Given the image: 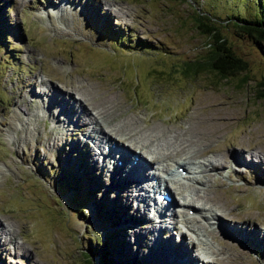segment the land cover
<instances>
[{
  "label": "rangeland",
  "instance_id": "obj_1",
  "mask_svg": "<svg viewBox=\"0 0 264 264\" xmlns=\"http://www.w3.org/2000/svg\"><path fill=\"white\" fill-rule=\"evenodd\" d=\"M63 1L0 0L6 34L0 36V264H100L104 256L115 264L132 256L139 264H182L180 257L189 260L184 264H264V99H255V83L264 81V43L219 26L227 46L248 63L249 81L240 89L242 75L225 81L183 73L185 63L208 53V38L194 22L199 0ZM203 9L223 20L257 11L255 0H205ZM64 105L76 106L70 113L77 108L81 120L75 124ZM107 108L114 116L106 135L137 155L131 142L150 144L162 160L204 148L206 155L195 162L223 163L207 186L185 184L213 200L197 206L218 215L204 222L195 216L205 245L185 231L180 217L177 231L171 217L161 232L150 231L151 216L135 210L132 188L122 190V181L106 176L97 154L105 140L94 149L75 129L88 120L87 111L95 116ZM184 136L193 143L174 155ZM215 149L229 160L207 154ZM78 160L83 167L88 160L90 188L101 193L75 195ZM115 166L111 162L108 170ZM63 175L69 183L60 181ZM168 185L177 214L182 199ZM103 204L113 210L99 219ZM116 210L120 218L111 225ZM161 242L173 244L178 256L167 254Z\"/></svg>",
  "mask_w": 264,
  "mask_h": 264
},
{
  "label": "bare ground",
  "instance_id": "obj_2",
  "mask_svg": "<svg viewBox=\"0 0 264 264\" xmlns=\"http://www.w3.org/2000/svg\"><path fill=\"white\" fill-rule=\"evenodd\" d=\"M60 1L62 4H65V1H63V0H60ZM81 88H78L76 90V92L80 91ZM53 91H54V89H53ZM54 94L57 95V93L55 91H54ZM105 98H107V97H104V98L100 97V98H98V100H100L102 102L103 99L106 100ZM61 100H63V99H61ZM82 104H83V110L86 111L87 107L84 105L85 103H82ZM95 105L93 104V106H95ZM67 106L64 105V107H63L64 110H67ZM71 107H76V106H71ZM71 107H69L67 110L69 113L68 115H70L72 117L70 119L73 120L76 124V122H79V119L81 120V118L79 117V115H77V112H78L77 108H76V110H77L76 113H73V114L70 113ZM81 109L82 108H80V110ZM88 112L89 111L86 112V115L89 114V115H87L88 116V120H87L88 123H87V121H83L82 122L83 126L78 127L75 130H77V131L79 130V131L83 132L85 134L84 136L88 140L93 142L94 149H100L101 142H103V140H105L103 142L102 151L101 150L97 151V154H99L98 156L103 158L101 169L104 171V169L106 168L107 173H108L106 176L109 175L110 177L115 178L117 180V183L122 181L121 186L124 187V188H122V190L125 188L126 189L128 188V191H129L130 187L132 188V195H133L132 198L133 199L132 198L131 199L134 200V202H136L135 210L137 212H141V215H143L146 213V211H148L149 208L152 207L151 206V200H150V193L151 192L153 193V196H155L156 199H158L157 198L158 195H161V194L167 193V192L171 193V190L169 188L168 183H171L173 189L178 193V195L182 199L181 205L178 204L179 208H178L177 214L175 212L176 210L170 209L171 205L173 203L172 201L169 204L164 203V204H161L159 207H157V211L151 217L153 219H151L150 217H149L150 219L148 218L149 219L148 222H152V225L150 227L151 228L150 231L156 233L157 229H158V232H161L163 229V227H161V225H163V223H165V220L167 218H170V217L174 221L173 222V224H174L173 229H175L177 231L176 225H175V224H177V221L175 219H176V217H180V221H178V223L182 224V226L185 227L184 228V229H186L185 231L193 234L195 236L194 238L198 241L200 246L205 245V244H203L204 240L202 239L204 237V235L202 233H198V231L201 232V230H200L201 227L196 228V226L195 225L193 226V224L198 222V219H200L203 222L207 221L211 218L214 220V219H216L215 216L217 214L213 210L207 209L206 207H200V205L197 206L195 203H198V202L203 203L205 200H206L205 202H212L213 200L211 201L210 199L206 198V196H204V193L202 195H200L199 192H202V191H199L198 189H192V192H190L187 189V187L185 186V184L195 183V184H200L201 186H203V185L207 186L206 183H209V182L212 183L213 182V176H212L213 174L212 173L217 172L218 170H221V168L224 167V166H222L223 163L219 162V159L218 160L217 159L216 160H205L203 162L202 161L195 162L194 160H196L197 157H200V156L203 157L204 155H206V153H202V152L206 151L204 148L202 149L203 151L201 153L198 150H197L198 152L186 153L183 155L184 158H182V159L175 156V159L173 157L172 159L167 158V159L162 160V159H159L160 158L159 152H156L154 149H151V148L149 149L150 144L147 143V145H141L138 148L137 145H135V143L131 142L130 145H133L134 148L139 149V151H138L139 155H137L134 153L135 151L132 152V148L130 150V148L124 146L122 144V142L118 143V141L116 142L114 139H112L111 137H108L106 135L105 126L108 127V125L111 123L109 120L110 116H114L113 115L114 112H113L112 108H107V110L106 109L105 110L104 109L97 110L95 116L90 114V112L89 113ZM86 115H82V116H86ZM75 117L78 119V121H77V119H75ZM70 119H69V121H71ZM58 120L59 119L57 118V121ZM61 122H64V120L63 121L61 120ZM84 122L87 124V126L84 124ZM127 134H129V136H130L131 133H127ZM121 136H122V134H121ZM134 136H135V133H134ZM160 139H162V138H160ZM160 139H158V140H160ZM121 141H123V140H121ZM149 142H152V141L149 140ZM145 143H143V144H145ZM155 143H156V141H155ZM192 143H193L192 141L185 139V136H184V139L181 140L180 144L178 143L179 145H177L176 143H172V144H176V146H174L175 150H177L176 147L180 148L177 151H175L176 153H174V155L178 154V153H184V150L186 149V147L187 146L189 147V145H191ZM104 145L106 146V149H104ZM138 145H139V143H138ZM153 146L154 145H152V147ZM165 146H166V144H165ZM172 147H173V145H172ZM168 148H169V146H168ZM140 150H143V152H140ZM248 152L249 151H246V153H248ZM208 153L219 154L221 161H222V159L225 158L223 154H222L223 157L220 155L221 151H216V149L214 151H207V154ZM146 156H151L152 162H149L148 160H150V159L147 160ZM230 158H232V157H230ZM225 159L229 160V157L225 158ZM241 161H242V159L238 160V161L233 160V162H238L239 164H242ZM111 162H112V164L115 163L116 166L113 169L108 170L109 164ZM218 167H219V169H218ZM150 170H152V171L149 173ZM154 172L156 173L155 175H154ZM202 176H203V178L204 177L206 178V176H209V179H206V181H202L201 180ZM217 201H218V199H217ZM206 204L204 203V205H206ZM195 216H197L199 218L197 219V217H195ZM155 221L158 223L156 224ZM217 223H219V221ZM222 226L223 225H221V227ZM2 228H1V230H2ZM205 230H206V228H205ZM219 231H221V229ZM221 232L223 233V231H221ZM184 234H185V232H183V235ZM223 234H225V233H223ZM255 234H257V233H255ZM255 234L254 235L252 234L251 236L254 237ZM161 244L162 245L160 248L165 247L167 249V251H166L167 254H169V255L171 254L170 256H172V254L178 256V250H177V248H173V244L169 243L167 245V244H163L162 242H161ZM194 244L195 243H193V245ZM3 245H4V243H3ZM183 246H181L179 248V250L183 251ZM201 249H202V247H201ZM187 254L189 255V252L185 253V255H187ZM198 256H199V254H197L196 257H198ZM194 260L196 261V259H194ZM190 261H193L192 257H191ZM185 262H189V260L188 259H187V261L185 259L182 260L180 257L179 263L184 264ZM186 264H188V263H186Z\"/></svg>",
  "mask_w": 264,
  "mask_h": 264
},
{
  "label": "trees",
  "instance_id": "obj_3",
  "mask_svg": "<svg viewBox=\"0 0 264 264\" xmlns=\"http://www.w3.org/2000/svg\"><path fill=\"white\" fill-rule=\"evenodd\" d=\"M187 1V0H182ZM202 2V4H199L200 2L196 1V4H199L201 7V11L195 10L196 15L194 16V22L196 24L197 29L203 34L206 35L208 38V53L203 58H201L199 61L196 62H190L185 63L183 65L184 71L186 75H190L193 78L200 74H211L215 78H219L220 80L229 81L231 78H237L239 75H242L240 77V81H238V87L241 89L245 84L248 83L247 78V72H248V63L245 60H242L241 58L237 57L234 52L231 50L229 46H227L226 40L221 36L220 33V27L219 26H228L230 25L235 29V32L242 36V37H248L254 44L256 45H262L264 43V0H255L257 11L252 15H248L246 18H240L236 17L235 15L229 16L224 18L219 17H209L206 13L207 10L204 11V2L205 0H199ZM250 2L254 3V0H250ZM2 26V25H1ZM0 36L2 38L6 37L5 31L3 33L2 30H0ZM128 39V38H125ZM120 40V42H122ZM125 41V40H124ZM126 42V41H125ZM147 46V45H144ZM151 47L152 46H147ZM143 48V46H142ZM256 85V95L255 99H264V81H258L255 83ZM83 162L77 161V171L75 173V180H78L75 185V195L77 197H80L81 194H84V198H86V195L91 192L93 195L94 193H101V191H98L96 189L93 190L90 187H92V174L88 172L89 166L88 160L85 162L84 167L82 166ZM62 175V174H61ZM61 182L64 181V183H69L66 178H64V175L61 176L60 179ZM90 182V183H89ZM102 188V187H100ZM99 189V188H98ZM95 196V195H94ZM87 199V198H86ZM104 206V207H103ZM111 205L110 204H103L102 205V212L98 215L99 219L102 218L105 215V210L110 211ZM113 210V208L111 207ZM116 211H113V213L116 215L114 216L115 220H111L110 224L113 225L117 222V219L120 218V214H116ZM117 218V219H116ZM112 233V232H111ZM105 242H103V245L105 244V249L108 250L111 248L112 244L109 242V239L105 236L104 237ZM117 241V240H116ZM113 239V246L118 243ZM98 245L101 244L100 241H96ZM88 257L89 254L87 252ZM90 262V257L88 259ZM91 264V262H90ZM100 264H115L111 258L107 257H101L100 258ZM121 264H139L136 260V257L128 258L127 260H124Z\"/></svg>",
  "mask_w": 264,
  "mask_h": 264
}]
</instances>
